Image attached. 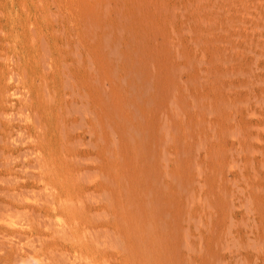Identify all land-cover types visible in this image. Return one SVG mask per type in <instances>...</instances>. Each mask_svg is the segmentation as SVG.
Returning a JSON list of instances; mask_svg holds the SVG:
<instances>
[{
  "label": "rangeland",
  "instance_id": "obj_1",
  "mask_svg": "<svg viewBox=\"0 0 264 264\" xmlns=\"http://www.w3.org/2000/svg\"><path fill=\"white\" fill-rule=\"evenodd\" d=\"M0 210V264H264V0H0Z\"/></svg>",
  "mask_w": 264,
  "mask_h": 264
},
{
  "label": "bare ground",
  "instance_id": "obj_2",
  "mask_svg": "<svg viewBox=\"0 0 264 264\" xmlns=\"http://www.w3.org/2000/svg\"><path fill=\"white\" fill-rule=\"evenodd\" d=\"M5 205H7V204H5ZM9 209V208H8ZM1 211V210H0ZM1 213V212H0ZM1 216V215H0ZM9 216V215H8ZM1 219V218H0ZM5 219V218H4ZM5 237V236H4ZM9 242V241H8Z\"/></svg>",
  "mask_w": 264,
  "mask_h": 264
}]
</instances>
